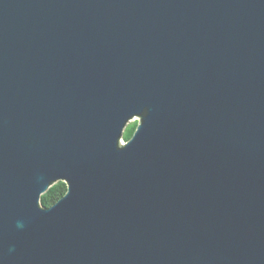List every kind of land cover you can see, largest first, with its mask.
Returning <instances> with one entry per match:
<instances>
[{
  "label": "water",
  "instance_id": "95a60500",
  "mask_svg": "<svg viewBox=\"0 0 264 264\" xmlns=\"http://www.w3.org/2000/svg\"><path fill=\"white\" fill-rule=\"evenodd\" d=\"M0 264H264V0H0Z\"/></svg>",
  "mask_w": 264,
  "mask_h": 264
},
{
  "label": "trees",
  "instance_id": "16d2710c",
  "mask_svg": "<svg viewBox=\"0 0 264 264\" xmlns=\"http://www.w3.org/2000/svg\"><path fill=\"white\" fill-rule=\"evenodd\" d=\"M137 122L129 123L123 133V141H128L136 130ZM66 193V184L64 182H56L51 185L45 193L40 197V205L48 208L57 202Z\"/></svg>",
  "mask_w": 264,
  "mask_h": 264
},
{
  "label": "rangeland",
  "instance_id": "374dc122",
  "mask_svg": "<svg viewBox=\"0 0 264 264\" xmlns=\"http://www.w3.org/2000/svg\"><path fill=\"white\" fill-rule=\"evenodd\" d=\"M131 122H137L138 123V119H133ZM131 122H129V123H131ZM129 123L126 125V127H128ZM126 127H125V129H126ZM125 129H124V131H125ZM121 143H125V142L121 141Z\"/></svg>",
  "mask_w": 264,
  "mask_h": 264
}]
</instances>
